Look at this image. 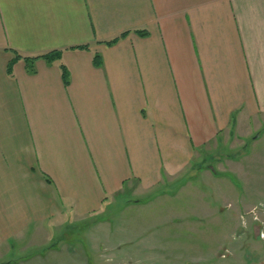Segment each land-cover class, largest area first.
<instances>
[{"label":"crops","instance_id":"obj_1","mask_svg":"<svg viewBox=\"0 0 264 264\" xmlns=\"http://www.w3.org/2000/svg\"><path fill=\"white\" fill-rule=\"evenodd\" d=\"M263 131L264 0H0V264L119 200L201 192Z\"/></svg>","mask_w":264,"mask_h":264},{"label":"rangeland","instance_id":"obj_2","mask_svg":"<svg viewBox=\"0 0 264 264\" xmlns=\"http://www.w3.org/2000/svg\"><path fill=\"white\" fill-rule=\"evenodd\" d=\"M246 153L239 164L240 154H234V169L228 168L225 157L208 159L204 167H213L223 177L216 179L211 172L204 173L202 184L197 182L201 192L192 187L176 188L167 197H152L136 204L129 198L119 200L117 207L106 206L102 214L65 223L52 250L12 253L2 262L239 263L249 258L251 244L264 241V138L255 145L252 139Z\"/></svg>","mask_w":264,"mask_h":264},{"label":"trees","instance_id":"obj_3","mask_svg":"<svg viewBox=\"0 0 264 264\" xmlns=\"http://www.w3.org/2000/svg\"><path fill=\"white\" fill-rule=\"evenodd\" d=\"M140 34L142 35H146L147 33L146 32H140ZM118 40H113V41H110L108 44L110 45H113L117 42ZM81 49H88V47H81ZM61 57V53H52V54H49V55H44V56H41V57H36V58H25V61L27 63V69H28V72L30 73H35L36 72V69H35V62L37 60H40L41 58H44V59H60ZM23 57L17 53H14V59L12 60L9 68H8V71L10 74H12V69H13V66L15 64V62L17 60H20L22 59ZM94 63L96 66H101V58L99 55H96V57L94 58ZM62 74H63V77H64V81L65 83L67 84L68 83V77H69V73L67 71V69L65 68V66H62ZM6 264H10V263H6Z\"/></svg>","mask_w":264,"mask_h":264}]
</instances>
